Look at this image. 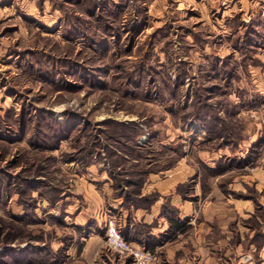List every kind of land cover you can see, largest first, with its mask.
Returning a JSON list of instances; mask_svg holds the SVG:
<instances>
[{"label": "rangeland", "instance_id": "374dc122", "mask_svg": "<svg viewBox=\"0 0 264 264\" xmlns=\"http://www.w3.org/2000/svg\"><path fill=\"white\" fill-rule=\"evenodd\" d=\"M0 4V264H135L109 247L107 225L124 233L128 187L146 199L133 209L163 201L162 213L180 217L170 195L144 192L176 171L188 177L176 187L182 200L196 201L198 184L207 200H251L244 222L264 223V0ZM196 114L222 117L219 134ZM66 117L86 128L61 136ZM129 122L133 138L116 136ZM184 221L169 237L186 248ZM188 245L177 256H191Z\"/></svg>", "mask_w": 264, "mask_h": 264}, {"label": "crops", "instance_id": "0c3cea01", "mask_svg": "<svg viewBox=\"0 0 264 264\" xmlns=\"http://www.w3.org/2000/svg\"><path fill=\"white\" fill-rule=\"evenodd\" d=\"M2 1L0 0V3ZM180 174L176 171L170 175V178L162 180L152 177L145 184L144 192L158 191L171 196L172 203L180 209V219H187L186 229H192L189 237L183 239V242L186 243V248L190 247L188 244L191 242L193 254L190 256L187 253L182 258L177 256L180 250L185 251L186 248L184 244H177L174 237H169L173 230L166 213H162L163 201L136 209H133V205H126L123 210L125 235L139 245L150 248L149 245L152 244L153 248H150L152 250H165L163 251L165 262L169 264H264V223L253 226L251 223L244 222L253 216L254 203L251 200L241 199L232 201L230 197L217 191H214L217 194L216 200H207L210 194L204 196L198 184L195 186L198 199L195 198L196 201L182 200L181 196L175 192L176 187L188 177L185 178ZM243 182L244 179L237 183L240 189L244 188ZM255 182L256 188L263 186ZM201 195L202 197H198ZM122 200L118 199L116 203L121 205ZM199 201L203 202L202 217L196 222L198 215H195L194 209ZM261 203L264 206V199ZM79 204L75 201L73 206L72 203L69 205L70 209L74 210L75 220L78 219L77 223L82 220ZM77 210L79 215L76 214ZM68 212L72 213V211ZM76 230L77 226L74 231L77 239ZM78 232L81 233L79 230ZM180 233L175 232V236L181 237ZM259 237H263V240L260 241ZM140 239H144V242Z\"/></svg>", "mask_w": 264, "mask_h": 264}, {"label": "trees", "instance_id": "16d2710c", "mask_svg": "<svg viewBox=\"0 0 264 264\" xmlns=\"http://www.w3.org/2000/svg\"><path fill=\"white\" fill-rule=\"evenodd\" d=\"M102 9H103V7H102ZM84 71L86 70L85 68L83 69ZM208 105V104H207ZM207 107V106H206ZM207 114V113H206ZM209 115H210V113H209ZM196 116L198 117V119H200L201 120V122H202V124H203V126H204V128L209 132V134H211V136H212V133H215L214 135H218L219 133H218V127L221 129V126H219L218 125V121H222V117H220V116H218V117H212L211 116V118L212 119H210V121H209V119H207L206 118V115H200V114H196ZM31 120H36V122L38 123V124H40V125H46L47 126V123H48V121L50 120V119H46L45 117H43V116H40V115H34L32 118H31ZM52 121H53V119H51ZM45 121V122H44ZM73 120H69L68 119V117H66V119L63 121V122H58L57 124H58V127L60 126V128H61V132H60V135L61 136H65V135H69L70 134V130H71V132L73 131V130H75L76 128L77 129H80V130H82V129H84V128H86L85 126V123L83 124H80V125H75V126H73L74 125V123L72 122ZM215 122V123H214ZM217 123V124H216ZM117 127H115L114 128V132H115V134H116V136H118L119 134L120 135H122L123 137H126V139H128V140H130L131 138H133V137H130L131 135H130V130L131 129H133V128H138L139 127V125L138 124H136V123H134V122H129V123H117ZM216 128V129H215ZM119 129H121V131H119ZM123 130H126V134H125V132H123ZM207 132V133H208ZM105 134H106V136L107 137H112V138H114V136L113 135H107V133H108V131H106V132H104ZM20 136V135H19ZM21 136H22V134H21ZM210 135H209V137L210 138H212ZM97 138V137H96ZM97 140V139H96ZM98 141V140H97ZM97 141H95V143L97 142ZM120 142H123L122 140H120V138H119V142H117L116 144H118V143H120ZM121 144H124V143H121ZM38 145H40V146H42V145H44L43 143H41V142H39V144ZM93 145V144H92ZM124 146H126V142H125V145ZM90 148H92V146L90 145L89 147H88V149H90ZM134 148V147H133ZM93 149V148H92ZM113 152V151H112ZM248 159V158H247ZM245 161L246 162H249L250 160H246L245 159ZM113 165V164H112ZM144 179L145 178H143V180L141 181V183H143V181H144ZM138 182V181H137ZM130 183H136L135 181H130ZM138 185V184H137ZM141 185V184H140ZM139 185V186H140ZM129 190V187L126 189V191H122V193H123V195L125 196V202H124V205H129V204H131V201L132 202H134L136 199L137 200H146L145 198H144V196H142L140 193H139V191H138V193L137 194H135L137 197H136V199L135 198H130L131 197V191H128ZM133 204V203H132ZM166 216H167V218H168V220H169V222H170V224H171V229L173 230V232H178V231H181L182 232V230H183V227H184V225H185V221L184 220H181L180 219V217L177 215V213H175V212H171V213H169V212H166ZM129 238V237H128ZM141 242H144V239H142L141 240ZM150 246V248L152 247V244L151 245H149ZM153 248V247H152Z\"/></svg>", "mask_w": 264, "mask_h": 264}, {"label": "built area", "instance_id": "2783aa9c", "mask_svg": "<svg viewBox=\"0 0 264 264\" xmlns=\"http://www.w3.org/2000/svg\"><path fill=\"white\" fill-rule=\"evenodd\" d=\"M106 235L109 247L122 254L130 255L135 264H156V253L145 247L134 246L113 220L107 225ZM2 251L3 247L0 246V253Z\"/></svg>", "mask_w": 264, "mask_h": 264}]
</instances>
